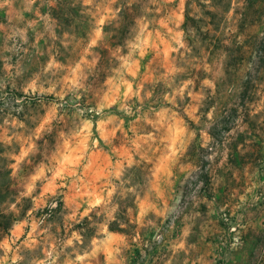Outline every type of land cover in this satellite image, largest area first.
I'll use <instances>...</instances> for the list:
<instances>
[{"label": "rangeland", "instance_id": "1", "mask_svg": "<svg viewBox=\"0 0 264 264\" xmlns=\"http://www.w3.org/2000/svg\"><path fill=\"white\" fill-rule=\"evenodd\" d=\"M0 264H264V0H0Z\"/></svg>", "mask_w": 264, "mask_h": 264}, {"label": "trees", "instance_id": "2", "mask_svg": "<svg viewBox=\"0 0 264 264\" xmlns=\"http://www.w3.org/2000/svg\"><path fill=\"white\" fill-rule=\"evenodd\" d=\"M187 20H189V16H186ZM187 23L188 21H186V26H187ZM189 29L187 30L186 28V32L189 33ZM24 203H25V200L23 199L22 201L20 202H15V210L11 211L12 214L10 215V225L17 222L18 220H20L24 215L25 213L28 211L29 209V206H24ZM7 227L6 229H8L9 226H5Z\"/></svg>", "mask_w": 264, "mask_h": 264}]
</instances>
